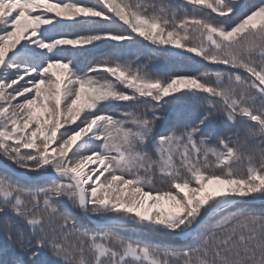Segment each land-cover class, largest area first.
<instances>
[{"label":"snow or ice","instance_id":"snow-or-ice-1","mask_svg":"<svg viewBox=\"0 0 264 264\" xmlns=\"http://www.w3.org/2000/svg\"><path fill=\"white\" fill-rule=\"evenodd\" d=\"M0 157V264H264V0H0Z\"/></svg>","mask_w":264,"mask_h":264},{"label":"trees","instance_id":"trees-1","mask_svg":"<svg viewBox=\"0 0 264 264\" xmlns=\"http://www.w3.org/2000/svg\"><path fill=\"white\" fill-rule=\"evenodd\" d=\"M145 2H149V0H145ZM151 2L155 3H163V4H171L175 6L179 3V0H151ZM188 55H194V54H188ZM137 56H139V59L137 60ZM106 57L99 56L98 59H103ZM128 59L136 61L137 64L142 65L147 71L152 72L153 74H160V75H168L172 74L174 72H184V71H194L196 69H200V65L197 62L199 58H196L195 60H189L184 61L182 58L175 57V56H169L166 54H161L159 51H151L149 48L145 47L144 44H137L133 49V54L127 57ZM109 107H114V105H110ZM197 106L193 105V108H196ZM163 119L158 122V127L161 130H164L170 126H174L176 121L175 113L168 108H165L163 110ZM213 143L215 141L213 140ZM151 151V149H149ZM152 155L155 156V153L152 152ZM0 159H3V157H0ZM33 177H37L36 173H29ZM157 180H159V176H157ZM252 208H256L254 211L256 213L264 212V205L261 206H255ZM77 216L80 220V225L83 227H87L89 229L94 228L95 224L84 214V213H78ZM95 217V216H94ZM97 219H104V218H110V217H102ZM131 229V228H129ZM128 231V230H127ZM133 235V234H132ZM154 239H164V237L161 236H153ZM177 246H182V241H172ZM10 242L7 240V237L3 234L2 231H0V250H7L8 254L11 255V248L9 247ZM51 257V259H55V257H52L51 254H48L45 259H48ZM6 257L3 254V251H0V260L5 259Z\"/></svg>","mask_w":264,"mask_h":264},{"label":"rangeland","instance_id":"rangeland-1","mask_svg":"<svg viewBox=\"0 0 264 264\" xmlns=\"http://www.w3.org/2000/svg\"><path fill=\"white\" fill-rule=\"evenodd\" d=\"M30 175V174H29ZM31 176V175H30ZM33 179H37L38 177H33ZM255 206H261V205H264V203H253L250 207H254ZM67 207L69 209H71L74 213V217L78 223V225H80V220H79V217L77 216L78 213H83L81 212L80 210L74 208L72 205L68 204ZM253 210H255L256 208H252ZM86 215V214H85ZM90 215V214H89ZM95 225L98 224V223H103V222H106L107 220L111 219V218H104V219H97L95 218L94 216H91L90 217L88 215H86ZM128 230V231H127ZM125 231H123L121 234L124 235V236H131L133 234V230L132 229H127Z\"/></svg>","mask_w":264,"mask_h":264},{"label":"water","instance_id":"water-1","mask_svg":"<svg viewBox=\"0 0 264 264\" xmlns=\"http://www.w3.org/2000/svg\"><path fill=\"white\" fill-rule=\"evenodd\" d=\"M0 160H2V159H0ZM254 203H264V201H256V202H254ZM89 217H90V215H88Z\"/></svg>","mask_w":264,"mask_h":264}]
</instances>
